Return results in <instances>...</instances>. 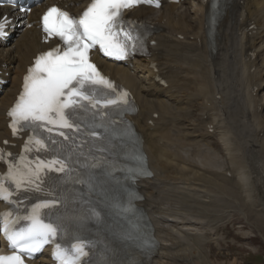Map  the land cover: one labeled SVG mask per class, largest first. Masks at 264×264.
I'll use <instances>...</instances> for the list:
<instances>
[{
    "label": "bare ground",
    "instance_id": "1",
    "mask_svg": "<svg viewBox=\"0 0 264 264\" xmlns=\"http://www.w3.org/2000/svg\"><path fill=\"white\" fill-rule=\"evenodd\" d=\"M74 1L79 3L72 6L64 0L62 4L79 10L87 0ZM3 9L0 8V14ZM40 13L36 10L34 19ZM207 14L205 0L166 3L159 10L134 8L131 17L148 21L156 29L147 40L148 58L135 59L126 65L109 62L101 65L133 93L139 104L135 122L143 137L152 176L136 182L143 197L138 205L144 209L157 239V248L147 264H191L186 248L182 247L189 233H198L196 225L200 217L191 209L192 213H188L189 207L185 208L181 198L188 194L194 200H206L210 190L214 196L217 172L231 175L237 170L242 186L239 192L233 190L235 196L241 194L244 201L264 208V126L259 129L254 124L264 107V98L258 97L264 87V79L259 78L264 73V0L224 1L210 39L205 25ZM46 46L34 28L8 43L0 41V77L9 80L0 93V144L8 137L5 111L18 91L20 78L31 58ZM151 61L156 62V68L148 67ZM190 68L193 79L191 75L184 77ZM6 71H10L8 76ZM155 75L164 78L167 85H160L154 80ZM193 83H198L199 96L203 98L206 94L202 103L206 111H201L198 121H203L202 114L209 107L214 111L215 117L203 122L205 131L213 128L210 136L214 133L218 136L222 161H216L218 153L206 146L209 143L199 142L201 138H196L193 123L184 120L190 108L184 105L187 99L184 102L182 96ZM202 153L211 156L206 157L208 161L201 160ZM250 191L255 193L254 198L247 195ZM260 191L262 197L257 195ZM34 263L49 262L40 257Z\"/></svg>",
    "mask_w": 264,
    "mask_h": 264
},
{
    "label": "snow or ice",
    "instance_id": "2",
    "mask_svg": "<svg viewBox=\"0 0 264 264\" xmlns=\"http://www.w3.org/2000/svg\"><path fill=\"white\" fill-rule=\"evenodd\" d=\"M141 2L144 0H91L78 18L55 6L47 9L42 17L43 30L48 36H58L65 47L63 51L56 48L38 55L33 66L28 69L23 91L9 112L14 133L17 125L44 127L47 124L71 128L69 118L78 108L85 107L82 101L92 102L86 95V85H103L115 91L112 83L102 77L95 65L89 62L88 52L98 44L105 55L118 58L126 56L127 43L119 38L123 27L121 11ZM3 27V23H0V34H3ZM125 36L130 39L126 33ZM126 95L127 93H123L121 99ZM107 103L115 104L117 101L109 100ZM48 130L51 131V128ZM60 135L64 133L61 132ZM35 143L40 145L42 141L37 139ZM56 163L60 167L55 170L63 172V162L52 161L48 165L40 162L27 172L13 170L10 166L7 175L17 189L24 184H35L39 190L40 185L36 182L41 180L42 170L45 167L51 168ZM10 195L4 179L0 178V198L8 200ZM54 203L55 201H44L36 204L22 218L13 219L10 211L0 213V232L13 249L10 255H0V264H24L22 254L31 255L45 244L55 242L60 227L54 223H45L40 211ZM21 219L27 221V224L17 227ZM88 255L83 242L72 244L71 250L56 243L53 250L58 264H81V258Z\"/></svg>",
    "mask_w": 264,
    "mask_h": 264
},
{
    "label": "rangeland",
    "instance_id": "3",
    "mask_svg": "<svg viewBox=\"0 0 264 264\" xmlns=\"http://www.w3.org/2000/svg\"><path fill=\"white\" fill-rule=\"evenodd\" d=\"M192 70L193 68H190L188 72H185L187 75H185L184 73L183 74L185 75L184 77L189 78V76L191 75L192 77L190 76V79H193L194 77L191 74ZM259 78L264 79V73H262L259 76ZM197 84L198 83L190 84L189 88L185 90V93L182 96L184 102L187 99L184 105L190 108L187 109L188 114L184 116L187 119L185 118L184 120L185 122L190 121L193 123V130H194V134L196 135V138L197 137L201 138L199 142L200 143L206 142L207 144L209 143L206 146H210L212 149L214 148V153H218L219 158L216 157L217 158L216 161L217 160L222 161L224 160L223 159L224 155H223V151L219 149L220 141L218 139V136L215 133L214 136H210L208 134L209 131L208 130L205 131V124H206L205 122L211 121L212 117H215L214 111L209 107L208 113L202 114V116L204 115L205 117L203 116V119L201 118V120L205 122L198 121L201 111L203 110L206 111V109H204V106H202L203 98L206 97V94H204L205 96L203 98L202 96H199L200 89L198 88ZM194 85H196L195 88ZM185 87H188V84H186ZM195 92H197L196 95H194ZM192 93L193 95H191ZM187 94L190 95L187 96ZM193 97L197 99H194ZM258 97L260 99L264 98V87L259 91ZM261 111L262 112L260 113V116L254 119V124L258 126L259 129H262L264 126V107L262 108ZM226 139L229 138L226 137ZM256 141L260 145H262L257 137H256ZM206 157L208 158L211 156L202 153L201 160L202 159L207 160ZM216 161L214 159V162ZM227 162L225 165L226 168L229 169V164ZM238 167H240V165ZM231 170L232 169L230 167L229 169L230 173ZM236 171L234 172L232 171L233 177L232 174L228 176L223 171L217 172L218 175L216 176L214 175V179L217 182L214 185L215 186L214 196L212 194L213 190H210L208 194L209 197L206 196L207 198L206 197L204 198L206 200H200V199L194 200L192 199L193 197L189 196L188 194H183L184 197L182 196L181 198V200H183V204H185V208L188 209L189 207L187 212L188 213H192V211L193 213L195 212L198 215L197 217L198 218L200 217L202 220L201 223V220L199 218L200 224L198 223L196 225L198 226L197 227V229L199 230L197 231L198 233L193 231L192 232L193 234L192 233L191 234L189 233L188 235L186 234L187 242L184 241L186 244L183 242L184 244L182 248L184 249L186 248V250L187 249L189 250H187L188 252L184 249L182 250L186 252V255L188 253L187 256H190V261H192L193 264H264V208L259 205L258 206L252 205L246 200L244 201L243 199H245V197H242L241 194H240L241 196L239 195L240 197L238 195H237L238 197L235 196L237 193L236 194L234 193L236 191L239 192V189H241L242 186L241 180L239 179V175L238 174L236 175ZM234 181L236 185L234 184ZM231 188H235V189H232L231 191ZM227 190L230 191L231 193H229ZM253 193L254 192L250 191V193H248L247 195H249V197L254 198L255 193L254 194ZM257 195L259 197H262V192L261 191L258 192ZM240 202H243L242 204L243 206L241 205ZM194 245L197 247H195Z\"/></svg>",
    "mask_w": 264,
    "mask_h": 264
}]
</instances>
